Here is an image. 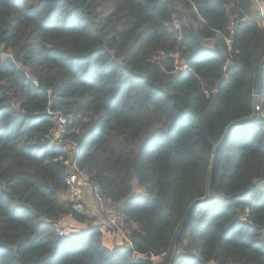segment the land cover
Listing matches in <instances>:
<instances>
[{
    "label": "trees",
    "instance_id": "trees-1",
    "mask_svg": "<svg viewBox=\"0 0 264 264\" xmlns=\"http://www.w3.org/2000/svg\"><path fill=\"white\" fill-rule=\"evenodd\" d=\"M259 15L253 0H0V264H264ZM67 159L130 243L105 246L74 211ZM70 213L87 229L58 234Z\"/></svg>",
    "mask_w": 264,
    "mask_h": 264
},
{
    "label": "built area",
    "instance_id": "built-area-1",
    "mask_svg": "<svg viewBox=\"0 0 264 264\" xmlns=\"http://www.w3.org/2000/svg\"><path fill=\"white\" fill-rule=\"evenodd\" d=\"M259 8V23L264 25V6L261 3V0H253ZM245 16H241L239 20L245 19ZM237 23V19L234 16H230L229 24L227 30L231 34L233 32L234 26ZM226 42H230V37L226 36L224 33H220ZM256 95V94H255ZM260 106L254 102V112L260 111ZM60 121L63 123L64 120L60 118ZM61 129V128H59ZM56 136H59V130L56 132ZM65 163L67 167V175L65 177V184L67 186V198L73 203L72 208L78 213L84 212L83 204V194L85 189H89L92 193V196L95 197L98 210L102 213L106 224L111 228H114L120 232L124 233V241L130 243V240L125 235L124 226H125V215L124 213L116 206L115 203L108 201L103 202L101 197L98 195L97 189L92 185L89 177L79 168L78 164L74 159H67ZM73 216L71 213L68 214ZM60 219L55 222V229L60 235H70L73 230L71 228L63 226L60 222ZM154 261L161 260V256L153 257Z\"/></svg>",
    "mask_w": 264,
    "mask_h": 264
},
{
    "label": "crops",
    "instance_id": "crops-1",
    "mask_svg": "<svg viewBox=\"0 0 264 264\" xmlns=\"http://www.w3.org/2000/svg\"><path fill=\"white\" fill-rule=\"evenodd\" d=\"M67 198V192L64 194ZM84 212L90 217H93V224H99L102 232V241L105 246L113 247L116 244H121L124 241V233L106 224V221L98 210V205L94 196L89 189H85L83 194ZM63 226L71 228L74 232H81L87 229L89 221H81L71 215H64L59 221Z\"/></svg>",
    "mask_w": 264,
    "mask_h": 264
},
{
    "label": "rangeland",
    "instance_id": "rangeland-1",
    "mask_svg": "<svg viewBox=\"0 0 264 264\" xmlns=\"http://www.w3.org/2000/svg\"><path fill=\"white\" fill-rule=\"evenodd\" d=\"M180 63V62H179ZM178 67L179 68H185L186 66H185V64H183V63H180L179 65H178ZM255 91V90H254ZM255 95V94H254ZM67 196V195H66ZM84 210H85V208H84Z\"/></svg>",
    "mask_w": 264,
    "mask_h": 264
},
{
    "label": "water",
    "instance_id": "water-1",
    "mask_svg": "<svg viewBox=\"0 0 264 264\" xmlns=\"http://www.w3.org/2000/svg\"><path fill=\"white\" fill-rule=\"evenodd\" d=\"M171 262V261H170ZM170 264V263H169Z\"/></svg>",
    "mask_w": 264,
    "mask_h": 264
}]
</instances>
